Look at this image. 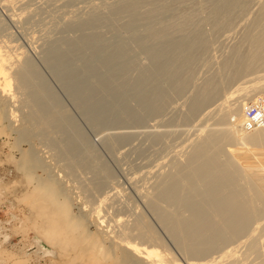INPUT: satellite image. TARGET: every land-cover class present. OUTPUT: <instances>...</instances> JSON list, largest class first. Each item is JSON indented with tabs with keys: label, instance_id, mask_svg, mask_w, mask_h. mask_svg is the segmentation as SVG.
<instances>
[{
	"label": "bare ground",
	"instance_id": "bare-ground-1",
	"mask_svg": "<svg viewBox=\"0 0 264 264\" xmlns=\"http://www.w3.org/2000/svg\"><path fill=\"white\" fill-rule=\"evenodd\" d=\"M22 1L24 0H0V6L6 8L12 18L18 19L29 13L26 12L27 6L17 7ZM141 1L144 5L140 4ZM114 3L102 8H98L99 5L95 4L97 7H93L95 6L93 5L90 10L87 9V13L85 12L86 14L82 18L80 17L78 21L69 22V26L72 28L75 26V30L82 28L84 30V27L87 26V28L96 31L91 30L92 32L88 34L82 32L75 38L67 39L57 45H50L48 48L46 47L45 54L42 53L44 54L42 56L43 63L51 70L54 78L59 81L63 91L71 95L73 102L80 110L83 111V108H86L91 111L88 117L86 114L84 117L89 118V122H92L91 124H94L100 131L98 135L108 150L113 149L115 142H120L117 140L119 138L128 137L127 141L130 140L131 134L129 132L132 128L135 129L136 124H138L137 126L143 122L145 124L146 119L151 114L161 113L171 103L175 95V98L183 95L182 93H185L186 89H189L194 82L196 69L193 70V66L196 67L197 61L195 60L197 59L193 60L194 57L192 56L196 55L198 51L199 53L202 51L201 53L204 54L201 58L199 57L198 64L204 62L208 58L206 51L209 48L210 38L216 35L215 33L219 30L223 32L221 28L225 26L229 28L235 23L238 26L240 19L246 21L244 17L248 18L247 14L250 12H254V17L250 19L252 21L249 25L243 23L245 26L247 25L246 28L252 26V29L257 30L254 34H251L250 30L246 31L243 42L246 41L247 46L243 48V46H239L241 43L235 44L231 55L223 58L224 60L217 70L207 76L201 84L196 85L192 96L188 97V109L183 121L190 120L191 116L196 114L200 108L202 111L203 107L208 106L211 101L217 100L220 94L223 93L222 96L229 98L230 94L238 92V90L241 92L240 89L243 85L246 88L248 81L253 80L252 82L258 83L257 81L261 77L264 80V73L252 75L258 73L262 66L264 67V0H210L206 11L207 15L204 18H200V10L204 9L207 3H204L205 5L195 3V5L198 4L195 7H183L182 9L177 6L183 3L182 0H119V2ZM145 3L150 5L147 10L143 7ZM197 13L200 15L199 19L197 17L194 20ZM117 15L126 17V22L121 23L123 25L116 24L114 18ZM192 21L196 22L193 27ZM206 21L211 26L210 34L205 31L207 35L203 31ZM168 23L172 24L168 25V27L172 26V29H180L179 26H183L186 27L187 31H184L182 27L183 31H179V35L174 37L176 36L174 35L175 31L172 32V29L170 30L171 33L168 32L169 30L166 31L168 27L165 25ZM69 26L67 25V27ZM102 26L106 27L105 32L99 31ZM163 26H165L164 28L167 27L166 32L161 31L164 30ZM241 26L243 27V24ZM160 28L163 29L160 30ZM191 28L194 32H190ZM228 28L226 30L231 29V27ZM188 31L190 36L191 33L194 35L190 37ZM114 34L117 36V40H112ZM5 35L0 34V107L7 108H4L2 112L4 118L9 122L8 124L17 116L15 113L17 108H27V110L25 109L26 112H23L26 113L24 117L27 119L18 129L21 127L20 130L23 131L24 139L27 140L29 146L27 149H21L20 152L23 154L20 153L21 156L16 162V170L12 173L13 177L9 175L8 180H3L0 177V207L7 206V217L3 221L1 219L2 222H0V264H105L102 262L103 259L116 256L118 258L116 264H178L176 259L172 257L173 255L171 256L170 252H167L162 246L160 237L154 233L145 218H140L139 215V218L130 224L127 221L128 217H123L127 215V212L113 204L114 198L112 199V197L119 192L120 188L118 189L117 185L112 183V177L105 172L108 169L105 170L103 165L96 163L98 159L95 161V153L91 152V147L86 138L78 130L75 123L70 120L71 118L69 119L64 105L57 99L55 92L51 90L52 88L46 84L47 82L44 83L45 80L43 81L42 74L37 72L36 65L29 62L25 50L20 45L18 46V42L12 41L7 37L8 35ZM172 37L178 38L176 41L178 44ZM126 38H130L129 41L122 43ZM161 40H164L161 43L174 40L173 45L165 44L167 46L166 54L159 51L160 48L157 50V45L159 47L163 45L159 42ZM68 45L70 47L66 50ZM30 46L34 47V45ZM169 47L174 50L172 51ZM193 51L196 53L192 54ZM172 54L173 57H170ZM189 60L195 61L194 65H190L192 62L189 63ZM192 70L193 74L191 73ZM189 73L192 77L188 75ZM160 75L163 77L159 78ZM186 75L189 79L185 82L184 76L186 77ZM101 76L102 78H100ZM181 76L183 78H180ZM244 76L247 77L243 80ZM164 77L166 84L165 82L161 84L159 81L160 79L163 80ZM78 78L80 81H76ZM235 80L238 82L236 81L233 89L229 87L227 89V86ZM151 81L152 86L155 87L156 82L160 86L159 90L161 89L162 95H157L158 99L151 95L154 88H148ZM258 84L260 85V83ZM145 87L149 91L152 90L150 94L147 89L139 91ZM126 90H135L139 94H136L134 98L128 97L127 99L123 98V101L118 100L120 97H125ZM156 91L155 89L154 92ZM118 95L120 97H117ZM254 95L253 99L251 97L252 102L256 101L258 104L255 105L251 102V106H247L249 102L247 101L246 105L243 101L244 106H238L239 108L237 107L236 110L230 109L224 112L223 116L219 118L220 120L213 124L214 127L211 126L206 135L201 138V141L193 144L187 162L183 165L179 164V168H177L178 165L176 166L179 170H176L175 174L178 173V176L174 174L172 176H177L176 178L170 176L169 179L171 180L165 185L163 184L164 187L162 186V190L158 192L159 197L156 196L154 200L149 202V207L155 213L160 224L184 253L186 264H220L223 257L228 254L232 255L231 252L236 245L232 249L223 250V248V251L220 250L218 255L213 256V252L217 250L211 247L212 244L216 240L229 241L236 235L239 236L245 228H248L246 223H249V220L254 217L256 211L253 209L259 210L261 206L264 208V89ZM101 101L100 107H103L102 109L114 111L110 113L109 117L115 118L112 120L118 118L117 132L124 130L125 133H117L113 129L115 134H111L112 131L110 132V130L112 129H105L114 126V124L113 122L112 124L107 123L110 121L108 113H102L100 109L98 111L94 108ZM224 101L230 100L226 98ZM224 101L223 103H225ZM20 110L22 111V109ZM154 110H158V112L151 113ZM206 111H208V107ZM130 125H134V127H130ZM32 128L36 132L35 136L31 135ZM103 128L108 130L106 132L109 133L108 135L106 133L101 135ZM120 128L123 129L119 130ZM160 132L154 134L156 139L162 134ZM126 135L128 136L125 137ZM37 136L41 137L42 141L45 140L46 145L54 148L56 152L57 157L53 156L55 161L50 162L54 159L49 155L51 160L49 158L47 160L52 164H47L45 160V167H42L41 160L34 161L37 158L32 160L36 155L33 148L34 141L32 142L31 139ZM226 136V139L232 141H229L230 145L224 144L225 140L221 141ZM125 140L121 143L126 142ZM28 152H33L34 156L32 154L24 155ZM209 164L211 167H213L211 164H214V167L217 168L216 175L223 178L222 183L224 185L227 181L230 182L231 178H235V180L231 179V182L233 181V186L238 187L241 178L247 176L253 186L249 184L245 187L240 183L238 190H236L237 188L233 189V186L230 188L231 186L226 185L230 190H235L234 198L231 199L232 196L229 198L231 204L226 207L225 204H222L224 202L211 204L213 202L211 195L216 194L217 198H223L222 193H224L225 186L221 185V181H219L220 190L214 186L213 189L215 190L211 188L212 191L210 189L208 193L206 191L209 195L207 198H212L210 203L208 201L211 205H207L206 208L203 206L204 214L209 212L211 216V220L207 219L210 222L206 227H208L209 232L216 225L221 226V229L217 230L218 232L216 231L214 236L203 239L204 229L202 227L197 232L198 234L195 233L192 236L188 234L191 233L192 229L189 231L191 226L195 225L193 218H195L194 216L197 217L198 214V202H192L189 205L186 203L188 215H182L179 212L171 214L162 208V202L171 193L185 192L186 195L194 188L191 186L196 184L195 173L198 172L200 175L199 171ZM28 166L35 168L34 180L28 177ZM39 167H41V172L38 174L36 170ZM211 167L209 168L211 169ZM73 172L82 177L89 174L90 180L87 178L85 180L80 175L81 178H78ZM25 175L28 180L25 179ZM72 176H76V179H72ZM77 178L84 180V182L81 183L80 180L78 181L79 184L75 183L74 180ZM178 183L180 184L179 189H177ZM225 194L224 196L227 195ZM221 198L220 200H223ZM196 201L199 199L197 198ZM71 206L74 210L70 209ZM233 210H242L238 219L233 217L232 220H230L231 218L226 220L225 218L229 217L228 212H233ZM235 217H237L236 212ZM202 218L204 220V217ZM222 218L226 221L223 222ZM246 218L248 221L246 220L245 223ZM186 222L193 224L188 225V232L185 231V234L183 230H187V228H183V226ZM91 227L93 228L91 229ZM224 231L228 232L226 236L223 235ZM200 235L202 238L199 237ZM16 236H19L20 240L17 244H13L11 238Z\"/></svg>",
	"mask_w": 264,
	"mask_h": 264
},
{
	"label": "rangeland",
	"instance_id": "rangeland-1",
	"mask_svg": "<svg viewBox=\"0 0 264 264\" xmlns=\"http://www.w3.org/2000/svg\"><path fill=\"white\" fill-rule=\"evenodd\" d=\"M117 1L119 2V0H100V1L99 0H67V1L66 0H39V1L38 0H32V1L31 0H24L17 7H19V6L20 7H24V6L26 7L27 6L26 12H29V13L28 14L26 13L27 16L24 15L18 19L12 18L8 14V12L6 11L7 9L0 6V8H1L0 9V25H1L0 26V34L2 36H4L5 34H6L5 36L8 35L7 36L8 38L12 39V41L14 40L16 43L18 42L17 43L18 46L20 45V47L25 50V53H26L25 55L29 58V62H33V64L36 65L37 72L40 73V75L42 74V80L43 81L45 80L44 83L47 82L46 84H48V86H50L52 88V89L51 88L50 89L53 92H55V96L57 97V99H59L61 104L64 105L63 107L66 110V112L69 116V119L71 118L70 120L75 123L78 130L86 138L89 146L91 147V152L95 153V154L93 153L94 156H96L95 161L98 159V161H96V163L100 164L101 166L103 165L105 170L108 169L105 172H107V174H110V177H112L111 178L112 183L113 184L115 183L117 185L118 189L120 188L119 192H118L119 194L118 193L115 194V196L112 197V199L114 198L112 201H113L114 205L116 204L115 206H117V208H120V209L125 210L127 212L126 213L127 215H124L123 217H125V218L128 217L127 221L130 224H132L137 218H139V215H140V218L141 217L145 218V220H147V222L151 226L154 233L160 237L162 246L166 249V251L170 252L171 256L173 255L172 257H174L176 259L178 264H186V257L184 255V253L178 248L175 241L172 240V238H170L169 233H167L166 229L163 228V226L160 224L155 213H153V211L150 209L149 202L154 200V198L156 196L159 197L158 192H160L162 190L161 188L164 187L163 184L165 185L166 183H168L171 180V179H169L170 176H172L173 174L178 176V173L175 174L176 173L175 171L177 170V168H179V164L183 165L185 162H187V159H188V156L190 154V151L192 150L191 148L193 147V144L195 142L197 143V142L201 141V138L206 135V132L209 130V128L211 126H213L214 123L216 124V121L218 122L220 120L219 118L223 116L225 111H227V110L229 111L230 109L236 110L238 106L239 107L244 106L245 105V104L243 105L244 102L247 105V101L249 102L247 106H251L252 103L256 105L257 102L256 101L252 102V99L254 98L255 93L257 94L258 91L264 89L263 77L259 78V80L257 81L258 83H260V85L258 83H256V81H254L255 82V84H254V82H252L253 80L248 81L247 84L245 82V84L247 85L246 88H245V85H243V87H242V89L243 88H245V89H243V90L240 89L241 92H239V90H238V92H234V93L229 95L231 98L234 95L232 99L230 97L228 98L226 96V98L229 99L230 101H224V100H226V98L224 96H222L223 93L220 94V96H218L217 100L211 101V103L208 106L203 107L202 111L200 108V110H198L199 113L197 111L196 114L191 116V119L189 118L190 120L187 119V121H183V119L185 118V113L188 109L189 98H190V96H192L193 91H195L196 87L199 84H201L203 82V80L207 78V76L211 75L213 72H215L217 70V68L220 66V64L224 60L223 58L231 55L230 53L233 52L232 50H234L233 47H235L234 46L235 44L241 43V45H239V44L238 45L241 47L243 46V48H245L247 46L246 44H248V43L246 41L243 42L244 34L246 33V31H249V30H250L251 34H254L255 30H257L254 28H253L254 29L253 30L252 26L251 27L248 26L249 28L248 27L246 28V26L249 25L250 22L252 21V20L250 21V19H252L254 17L253 16L254 12H250L249 14H247V17L249 16L248 18H246V17H244L245 19L242 18L246 21H243L240 19L238 21V24H239L238 26H237V23H235L234 26L233 25L229 26V28L230 27H231V29L233 28L232 30L231 29L226 30L228 27L225 26L224 27L225 29L221 28L223 30V32L219 30V32L217 31L215 33L216 35H214L210 38V40H209L210 43L208 46L209 48L206 51V55H207L206 57H208V58H206L207 61L205 60L206 63H204L205 62L204 61V62H202L203 64L200 62L198 64V60L201 58V56H203L204 53L202 54L201 53L202 51L200 53H199V51L197 53L195 51H193L192 54H194V52H195L196 55L194 54L192 56V57H194V59L192 57L191 58L193 60H195V58H196L197 60H195V61H197V62H196V67H194L195 65L193 63H195V61L193 62L192 60H189V63L192 62V64H190V65H194L193 70L196 69L195 75H194L195 77L193 79L194 82H192V85H190L189 89H186V92L182 93L183 95L178 94L180 96L177 95L178 97H176V98H175V96H176L175 95L173 97L174 99L171 100V103H169L167 105V107L161 113H157V114H153V115L151 114L146 119L145 124L143 122V124L139 125L140 127L137 126L138 124H136V125L134 124L136 130L134 128H132V130L129 132L128 130L125 129L126 131H128L131 134V139L130 140L128 139V141H127V138H128L127 136L129 134L126 132L128 135H126L125 137H127V138L117 139L120 142H115L113 149L110 151L107 149L106 144L101 140L100 136L98 135V133H100V131L97 130V127L94 124L93 125L91 124L92 122L91 123L89 122V120H88L89 118L87 119L88 114L91 111L89 109H86V108H83V111L80 110V108L75 104V102H73L74 100L72 99L71 95L67 92L68 95L70 96L69 97L67 95V93L65 91H63V88H62V86H60L61 84L59 83V81L56 78H54L53 73L50 72L51 70H49V68H47V65H45V63H43L44 61L42 59V56H44V54H45L44 51H45L46 47L48 48L50 45H53V44L57 45V44H60L62 41H65L67 39L75 38L78 35H80L82 32H85L86 34H88L92 31H96L95 29L87 28V26L84 27V30L82 28L80 30L78 29L79 30L78 31V30L74 29L75 26H73V28L70 27L69 22L70 21L71 22L78 21V19L80 17L82 18V16H84L87 13V11H88L87 9L90 10L92 8V6L95 4L97 6L99 5L98 8H100V7L102 8V7L107 6V5H112V3L115 4L114 2H117ZM120 1H122V0H120ZM128 1H130V0H128ZM182 2L183 3L181 5L180 4L177 5L179 7V9H182L183 7H185V8H191L192 6L195 7L198 4H202V3H203V5H205L204 3H207L208 0H182ZM195 3H198V4L195 5ZM140 4L144 5V3L142 1L140 2ZM208 4H210V0L206 4V6H204V9L200 10L201 16L199 15V13H197V15H195L196 18L194 20H196L197 17L199 19V16H200V18H204L207 15L206 11L208 10V7H207V6H209ZM96 5L93 7H97ZM148 6H150V5L149 4L147 5V3H145V6H143V7L145 10H147V8H149ZM143 7H142V10H144ZM29 10H31V11H29ZM124 15L115 16L114 20H116L115 21L116 24L119 23L117 25H123L121 23L126 22V17ZM112 16H114V15H112ZM247 19H249V20H247ZM197 21L201 22L199 20H197ZM247 21H249V22H247ZM243 22L246 23L247 25L245 26V24ZM66 24L70 28L67 27ZM195 24H196V22H194V21L191 22L192 27ZM240 24L241 25L243 24V27ZM72 25H75V23H72ZM168 25L170 26L172 24L168 23L165 26L168 27ZM165 26H163V28ZM244 26L246 29L244 28ZM171 27H168V29L164 28V30H161L163 28H160V30L164 31V32L169 30L168 32L171 33V31H170L172 29ZM182 27L179 26L180 29H176V28H173L175 30L172 29V32L175 31L174 35H176V36H174V37H177V35H179V31H183V28H184V31H187L185 29L186 27H183V28ZM210 27L211 26H210L209 22L206 21L204 26H203L204 33H205V31H207L209 33V30H211ZM101 28H99L100 30L99 29L98 30L101 32H105L104 30H106V27L102 26ZM165 29H166V31H165ZM224 30H226V31H224ZM176 31L178 32V34ZM168 32H167V34H168ZM190 32H194V30L192 29ZM190 32H189V36H190ZM45 33H46V35H45ZM170 35L172 36V34H170ZM192 35H194V33L193 34L191 33V36ZM205 35H207V33H205ZM110 37H111V35H110ZM179 38H180V36H179ZM129 39L126 38L125 40L122 41V43L124 41L128 42ZM184 39H185V37H184ZM31 40L33 41V43H31L32 42ZM112 40H117V36L115 34H114V36H112ZM174 40L176 42L178 40V38L174 39ZM174 40L173 41L171 40L168 43L173 45ZM163 41L161 40L159 42L161 43ZM166 42H167V39H166ZM166 42L161 43L163 45L160 47H159V45H157L158 46L157 50H159V48H160L159 51H163L165 53V50L167 49V46L165 44H168ZM30 45H34V47L33 46L31 47ZM164 45L166 46V48ZM69 47H70V45L67 46L66 50H68ZM171 47L174 48L173 46H171ZM171 47H169V49ZM173 50L174 49H172V51ZM42 53H44V54H42ZM168 53L171 54V52H169V51H168ZM198 54H200V55L197 58ZM170 57H173V54ZM187 62H188V60H187ZM151 67H152V65H151ZM261 68L262 69H260L258 71V73H254L252 75L254 76L255 74L260 75V74L264 73V72H262V71H264V67L262 66ZM193 70L191 72L192 74L194 73ZM179 74H180V72H179ZM163 75H164V73H163ZM188 75L190 76V73ZM188 75H186V77L184 76L185 82L188 81V79H189ZM249 75L251 76V74H249ZM247 76H244L242 79L244 80L245 77H247ZM162 77L160 75L159 78H162ZM190 77H192V76H190ZM100 78H102V76ZM180 78H183V76H181ZM79 79L80 78L76 79V81H80ZM95 79H96V77H95ZM164 79L166 80V78L164 77L163 80L160 79V81L159 80L158 81L161 84L163 82H165V84H166V81H164ZM242 79H240V80H242ZM260 79H262V80H260ZM152 80H156V79H152ZM237 80L233 81L234 84L230 83L227 86V89H228V87L230 89H233L235 84L238 82ZM151 84H152V81L150 83V87H148V88L149 89L154 88L153 89L154 91L156 89L159 92L158 93L157 91L156 92L153 91L154 93L151 92V95L155 96V98L158 99L159 97H157V95L160 96V94H161V89L159 90L160 86H158V82H156V85H155L156 88L154 86H152ZM157 86H158V89H157ZM162 86L164 88V85H162ZM148 88L145 87L143 89H140L139 91H142V90L145 91V89L148 90ZM164 89H166V88H164ZM150 91H152V90H150ZM150 91H149V94H150ZM162 91H163V89H162ZM137 92L138 91H135V90L134 91H132V90L127 91L126 90L127 94H125V97H120V95H118L117 97H120V98L119 99L117 98V99L118 100L121 99L123 101L124 100L123 98H125V99H127L128 97L134 98V96L136 97V94H139ZM155 93H158V94L155 95ZM112 95L114 96V93ZM151 95H149V96H151ZM221 97H223V98H221ZM251 97H252V99H251ZM222 100L225 103H223ZM118 102H120V101H118ZM101 103H102V101L99 102V104H97L94 108L97 109L98 111L100 109V111L102 113H105V112L108 113V118L110 119V121L109 122L107 121V123L112 124V122H113L114 126H109V127H106L105 129L110 128V129H112V130L109 129L110 132L112 131L111 134H113V133L115 134L114 131L116 130V132H117V130H118V128H116V127H118V125H117V121H118L117 119L118 118L116 117V120H112V118H114V117L110 118L109 115H111L110 113H112L114 111H108V110L102 109L103 107H100ZM170 106H171V108H170ZM209 106H210V108H212L211 110H210ZM207 107H208V111H206ZM4 108L0 107V109H1L0 110V177H2L3 180H5V179L8 180L9 175L12 176L13 175L12 173L14 172V170H16L15 169L16 164H17L16 162L20 158L21 154H23L20 152L21 149H27L29 146L27 144L28 143L27 140L24 139L25 137L23 136V131L20 130L21 127L18 129V127L21 126V124L24 123V121L27 119L24 117L26 113H23L25 111V109L27 110V108H25V109L24 108H17L15 110V113L17 114V116H15V118L13 119L12 122L10 121L11 125L8 124L9 122H7L6 118H4V113L2 112V110H4ZM5 109H7V108H5ZM20 109H22V111ZM155 112H158V110H154V112H151V113H155ZM85 114L87 117H84ZM101 119L103 120V118H101ZM200 124L202 126H199ZM225 124H228V123H225ZM134 125H130V127H132V126L134 127ZM121 126H122V124H121ZM125 126H128V125H125ZM152 126H154V127H152ZM217 126H219V125H217ZM17 129H18V131H16ZM113 129H115V130H113ZM122 129L120 128L119 130H122ZM129 129H131V128H129ZM103 130H104V128L101 130L102 136L104 135V133L108 132V130L107 131L104 130V132H103ZM20 132L22 133V135ZM118 132L121 133L122 131H118ZM148 132H150V133H148ZM157 132L162 133L158 139H156V137H155ZM122 133H125V131L123 130ZM31 135L32 136L36 135V132L33 128L31 130ZM37 137H34V139H31L32 142L34 141L33 148H34V154L36 155V157L32 158V160H34L35 158H37V159H35L34 161H36L38 159H39L38 161L41 160L40 162L43 163L42 167H45L46 166L45 160L47 161V164H48L49 160H47V159L49 158V155H50V157H52V159H54L53 156H56V152H55L54 148H51L49 145H46L47 143L45 140L42 141L41 137H39V136H37ZM226 138H227V136L225 137V139H221V141L225 140L224 144L227 143L230 145L229 141L232 142L231 139L229 140ZM228 138H229V135H228ZM123 140H125L126 142L121 143V141H123ZM185 142H186V144H185ZM29 154H32V156H34L33 152H28V153H25L24 155H29ZM44 157H46V158H44ZM52 161L54 162L55 159L51 160L50 162H52ZM38 164H39V162H38ZM49 164H52V163H49ZM181 165H180V167H181ZM211 165H213V167H211L209 164L206 166V168H203L202 170H200L199 171L200 175L198 174V172L195 173L196 176L194 178L196 180V184H195V186L193 183H191V184H193L192 186L190 185L191 187H194L195 189L192 188L190 191L187 190V191H189L186 193L187 196L185 195V192L184 193H171V194H169L168 198L164 202H162V208L164 210H166L167 212H169L171 214H175L176 212H179L182 215H188V211H186V209H187L186 203H188V205H189V203L198 202V204L200 206L199 205L197 206L198 207L197 211H198V214L200 213L199 214L200 216L198 214H197V217L194 216L195 218H193V223H195V225L191 222L188 224L187 222H189V221H187L186 224L184 223V226H186V227L183 226V228H187V230L184 229L183 233L185 231L188 232V225L193 224L194 227H193V225L191 226V228L189 229V231L192 229L190 231L191 233H188V234H190V236H192L193 234L197 233L199 231V229L202 227L204 229V231H203L204 235L207 233L206 236L202 235L203 239H206L208 236L209 237L214 236L216 234V231L221 229V226L216 225V226H214V229H213L215 232L213 230L209 232V229H207L208 227H206V226L210 222L211 216H210L209 212H207V214L206 213L204 214L203 206L206 208L207 205H211V204L214 205L215 202L216 203L219 202V204H221V202H224L222 204H225V207H226L227 205L231 204V201H229V198H231V196H232L231 199L234 198V195H235L234 191L235 190H233V189L237 188L236 190H238L240 183H241V185H243L245 187L249 186V184L251 186H253L250 179L247 178V176L242 177L241 178L242 180L239 179L241 182H238V187L233 186L234 183H232L233 181L231 182V179L235 180V178H231L230 179L231 183L227 181L226 182L227 184L225 183V185H224L222 183L223 178H220L218 175H216V173L218 171L217 168L214 167V164H211ZM176 166H177V168H176ZM209 167H211V169ZM40 168L41 167H39L36 170V172L38 174L41 172ZM65 168H66V164H65ZM27 169H28V177L31 180H34L35 177H34L33 173L35 172V168L34 167L31 168V166H28ZM212 170L214 173L213 172L211 173ZM73 173H72V175L75 174V173L74 174ZM179 173H181V172L179 171ZM77 174H75V175L78 176V178L82 177L80 174L79 175L81 177ZM137 174H138V177H137ZM42 176H43V174H42ZM76 176H72L71 178L76 179ZM84 176H86V177H84ZM88 176H89V174L83 175L82 178L83 179L85 178V180H86V178H87V180H90V177L88 178ZM177 176H172V178H176ZM218 177H219V179H218ZM78 178H77V180H74L75 183L79 184L80 182L81 183L84 182V180L82 181V179H80L81 180L80 181ZM25 179H27L26 175H25ZM215 179H216V181H214ZM245 180H246V182H245ZM78 181H80V182H78ZM219 181H221V185L223 184L225 186V187L223 186L224 187V193H222L223 196L221 195L223 198H221V197L217 198L216 194H213V195H211V197L213 198V202H211L210 200H212V198L211 197L207 198V196L209 197V195H207V193L209 192V189H210V191H212L211 188L213 189L214 186L217 187L216 189L220 190V186H219L220 182ZM235 183H236V181H235ZM178 185L179 186L177 187V189H179V187H180L179 183H178ZM226 185H229V187L231 186L230 188H232V186H233L234 188L230 190V188L228 186L226 187ZM251 186H250V188H251ZM254 187H255V185H254ZM225 189L230 190L231 192L227 191ZM213 190H215V189H213ZM222 190H223V188H222ZM206 191H207V193H206ZM225 192L227 195H229V193H230V195L227 196L225 194ZM224 194L226 196H224ZM231 194H233V195H231ZM193 196H194V198H193ZM199 196H200V198H199ZM201 196H203V197H201ZM196 197L199 199L200 202L196 201L197 200ZM220 198L223 200H220ZM208 201H209V203L211 202V204H209ZM74 203H76V202H74ZM6 209H7V206L5 207V205L0 207V222H2L7 217V212H6L7 210ZM70 209L74 210L73 206H71ZM241 211L240 210L239 211L233 210V212L230 211V212H228L229 217L227 216L228 217L227 218L225 216L226 217L225 219L228 220L229 218H231L230 220H232L233 217H234V219H238L239 213ZM253 211H256V212L253 215L254 217H252L249 220V223L248 222L246 223V220L248 221L247 218L244 220L246 223V227H248V228L244 229L243 232H245V233L241 232V234L239 236L236 235L234 238L230 239L229 241L224 240L225 241L224 242L222 240H216L212 244L211 247L215 248L217 250V251H214L215 253L213 252V254H212L213 256L218 255L220 253L218 251L222 250L223 248H224L223 250L228 249V248L232 249L236 245L235 248L233 249V251L231 252L232 255L228 254L225 257H223L220 264H264V208L261 206V208L259 210L257 208H254ZM231 212H232V214H231ZM235 212L237 213V217H235ZM198 217H200V218H198ZM202 217H204V220ZM1 219H2V221H1ZM207 219H210V220H207ZM225 219H223V222ZM200 221H202L201 224H200ZM213 221H214V219H213ZM204 222H206V223H204ZM197 225H198V228L195 229V227ZM92 228L93 227H91V229ZM228 228H231V227H228ZM185 234H186V232H185ZM227 234H228L227 231L223 232L224 236H226ZM199 237L202 238L201 235ZM225 238H222V239H225ZM19 240H20L19 236L11 238V242L13 244L14 243L17 244L19 242ZM117 260H118V258L116 256L114 258L113 257L105 258L102 260V262L105 264L106 263L107 264H116Z\"/></svg>",
	"mask_w": 264,
	"mask_h": 264
}]
</instances>
